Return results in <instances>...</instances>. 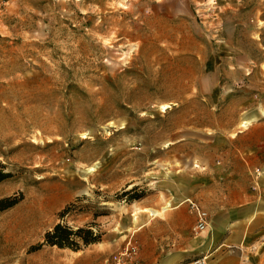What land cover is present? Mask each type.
I'll list each match as a JSON object with an SVG mask.
<instances>
[{
  "label": "rangeland",
  "instance_id": "374dc122",
  "mask_svg": "<svg viewBox=\"0 0 264 264\" xmlns=\"http://www.w3.org/2000/svg\"><path fill=\"white\" fill-rule=\"evenodd\" d=\"M250 166L259 191L264 0H0V198L21 193L0 264H160L150 219L178 212L197 236L185 199L208 222L203 188ZM56 222L100 240L34 249Z\"/></svg>",
  "mask_w": 264,
  "mask_h": 264
},
{
  "label": "crops",
  "instance_id": "0c3cea01",
  "mask_svg": "<svg viewBox=\"0 0 264 264\" xmlns=\"http://www.w3.org/2000/svg\"><path fill=\"white\" fill-rule=\"evenodd\" d=\"M252 168H243L242 174L228 171V177L223 172V180L229 178V185H235L230 193L219 194L203 188L202 192L210 195L207 200L199 199V203L209 212V219L207 228L197 236L190 238L184 233L189 228L188 218L182 226L177 225L178 212L150 219L151 241L158 249L167 245L160 264H179L190 250L203 257L202 264H264V177L260 181L261 190L250 189ZM239 177L244 179V185L234 181Z\"/></svg>",
  "mask_w": 264,
  "mask_h": 264
},
{
  "label": "trees",
  "instance_id": "16d2710c",
  "mask_svg": "<svg viewBox=\"0 0 264 264\" xmlns=\"http://www.w3.org/2000/svg\"><path fill=\"white\" fill-rule=\"evenodd\" d=\"M9 175L8 172H3L0 169V180L4 179ZM135 186L127 190H123L120 193V197H123L125 201H131L142 196L141 193H133ZM21 199V193L13 196H6L0 198V211L12 206ZM71 204L64 206L57 212V217L61 218L64 216ZM93 224H87L80 227L71 228L60 222H56L52 227L46 230L42 235V242L38 243L33 248H38L41 244L50 246H57L59 248H69L71 250H78L88 244L98 242L101 237V232L92 228Z\"/></svg>",
  "mask_w": 264,
  "mask_h": 264
},
{
  "label": "built area",
  "instance_id": "2783aa9c",
  "mask_svg": "<svg viewBox=\"0 0 264 264\" xmlns=\"http://www.w3.org/2000/svg\"><path fill=\"white\" fill-rule=\"evenodd\" d=\"M257 171H258L257 169H255L253 171V177H252L253 181L256 180V178H257ZM185 200L188 202L190 209L192 210V212L195 215V222L192 226V230L195 233L199 234V233L203 232L208 226L207 213L203 209H201L199 207V205H197L195 202H193L189 199H185ZM130 248H131V250H133V247H130ZM202 258L203 257L195 259V260L190 261V262L185 263V264H202Z\"/></svg>",
  "mask_w": 264,
  "mask_h": 264
},
{
  "label": "bare ground",
  "instance_id": "6f19581e",
  "mask_svg": "<svg viewBox=\"0 0 264 264\" xmlns=\"http://www.w3.org/2000/svg\"><path fill=\"white\" fill-rule=\"evenodd\" d=\"M243 125H244V123H243ZM149 214H150V216H153L156 214V212L155 211H149Z\"/></svg>",
  "mask_w": 264,
  "mask_h": 264
}]
</instances>
